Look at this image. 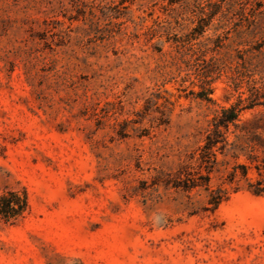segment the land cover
<instances>
[{
	"label": "rangeland",
	"instance_id": "1",
	"mask_svg": "<svg viewBox=\"0 0 264 264\" xmlns=\"http://www.w3.org/2000/svg\"><path fill=\"white\" fill-rule=\"evenodd\" d=\"M210 3L0 0V195L25 190L29 202L23 219L0 220V264H264V195L224 185L229 197L211 212L200 190L191 208L150 186L182 165L202 174L207 122L238 95L224 76L212 104L191 94L202 73L192 52L221 29H253L237 6L209 22ZM242 8L264 29V0ZM146 100L167 125L156 106L144 114ZM239 120L263 134L264 107Z\"/></svg>",
	"mask_w": 264,
	"mask_h": 264
},
{
	"label": "trees",
	"instance_id": "2",
	"mask_svg": "<svg viewBox=\"0 0 264 264\" xmlns=\"http://www.w3.org/2000/svg\"><path fill=\"white\" fill-rule=\"evenodd\" d=\"M209 1V22L216 13L222 11L223 18L224 12L237 6L244 21L253 26V29H221V34L206 38L205 43H202V50L192 52L197 58L202 57V73L196 74L200 83L199 91L191 94L212 104L213 101L209 97L212 92L211 85L224 76L238 95L233 104L221 108L207 122L197 159L202 174L189 165H182L174 174L158 175L150 186L162 184L165 190L173 189L182 193L191 208L193 204L189 194L193 190H200L205 196V205L201 210L212 212L229 197L224 185H228L233 193L245 190L254 196L264 195V131L263 134L257 130L251 133L243 132L239 125L241 112L264 107V29L256 27V23L250 19L252 16H244L242 6L249 0ZM200 14L197 26L193 29L197 36L203 34V28L208 25V22L202 19V9ZM242 88L244 90L240 91ZM145 104L144 114L152 106H156V103H151L150 100H146ZM167 104L170 103L165 99L161 106L166 109ZM155 111L161 116L159 125H167L165 111H159L158 106ZM119 136L124 137L121 133ZM219 156L221 159H218ZM240 158L245 162L238 163ZM227 159L233 160V164L226 171L221 184L215 188L211 187L210 174L227 166ZM252 168L257 176L254 181L248 177ZM28 211L29 202L25 190L8 189L0 195V220L4 223L12 224L23 219ZM195 213L196 211H191L189 215Z\"/></svg>",
	"mask_w": 264,
	"mask_h": 264
}]
</instances>
